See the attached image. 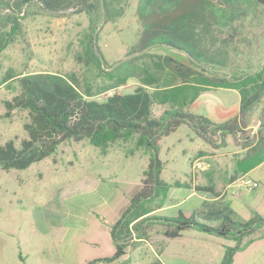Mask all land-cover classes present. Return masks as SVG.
Wrapping results in <instances>:
<instances>
[{
    "label": "rangeland",
    "instance_id": "1",
    "mask_svg": "<svg viewBox=\"0 0 264 264\" xmlns=\"http://www.w3.org/2000/svg\"><path fill=\"white\" fill-rule=\"evenodd\" d=\"M49 1L52 0H45ZM122 1L125 4L121 15L104 20L97 1L91 7L73 8L72 1L54 7L42 0H0V32H10L7 35L10 43L0 57V144L11 138L18 144L27 137L23 126L29 119L26 110H15L10 117H2L3 100L21 92L19 80L25 74L53 73L72 79L83 95L89 97L86 93L91 92L89 98L100 99L114 90L129 92L134 88L137 79L130 78L117 88L99 92L100 77L89 74L78 57L85 31L93 32L101 54L114 63L125 58L133 47H141L145 25L150 31L167 34L176 18L187 15L191 22L188 49L198 58H206L200 61L208 70L244 74L260 68L264 61V10L258 5L247 12L239 10L230 24H222L210 12L213 5L222 6V0H151L150 12L145 17L138 10L140 0ZM150 50L188 62L182 50L172 52L160 47ZM172 81L163 83L169 85ZM238 98L236 90L209 89L196 99L192 111L205 115L209 106L215 114L219 112L228 118L236 112ZM164 108L155 104L154 113L159 115ZM258 125L255 109L246 127L247 134L252 135ZM227 141L223 147H213L181 124L159 141L162 180L168 184L174 179L234 181L248 175L238 168L245 149L233 136ZM131 147L119 141L101 153L87 139H69L60 143L52 156L26 169L0 168V264H89L95 257L114 252L106 228L139 189L150 157V152L144 149L128 153ZM253 175L260 179L258 195L247 192L232 203L243 220L254 215L264 217L262 167L256 168ZM188 192V188L174 187L163 205L183 198ZM191 201L183 209L189 208ZM219 201L215 202L220 204ZM195 217L199 223L212 226L221 221L202 218L198 212ZM155 229L162 233L160 225H153L147 239L141 241L156 240ZM210 238L221 241L214 235ZM155 247L159 248L157 244ZM141 248L149 250L147 246ZM255 249L256 243L246 242L243 255L248 254L251 264H263L261 251L255 253ZM138 252L140 248L132 254ZM235 262L242 264L240 258Z\"/></svg>",
    "mask_w": 264,
    "mask_h": 264
},
{
    "label": "trees",
    "instance_id": "2",
    "mask_svg": "<svg viewBox=\"0 0 264 264\" xmlns=\"http://www.w3.org/2000/svg\"><path fill=\"white\" fill-rule=\"evenodd\" d=\"M72 1V7H91L100 2L104 20L119 17L124 9L122 0H52L46 5L64 4ZM151 0H140L139 12L142 17L150 12ZM222 6L213 5L212 15L222 24H230L239 10L247 12L253 5L264 10V0H222ZM59 7V8H60ZM244 13V12H243ZM14 30V26L12 27ZM141 47H133L125 56L114 63L101 54L95 43L93 32H83L81 51L78 57L89 74L100 77L99 92L117 88L130 78H136L134 88L127 91L114 90L102 98L83 95L72 79L53 73H29L23 75L19 84L21 92L11 99H4L5 112L10 117L15 110H26L29 119L24 123L27 137L18 144L13 138L0 144V168L23 170L29 165L52 156L60 143L66 140L87 139L89 144L106 153L109 147L119 141L132 147L128 153L144 149L150 152L147 168L140 179V187L129 198L122 214L110 226V239L114 252L107 257L92 259L89 264L111 262L124 255L133 238L147 239L153 225L163 228L166 237L180 236L187 229L232 239L233 245L225 247L219 264H231L233 255L243 246V238L264 226V217L254 215L238 220L233 211L226 208L221 221L212 226L199 223L193 216L180 212L175 217L153 214L163 207L170 184L162 180V159L159 157V141L178 126L186 125L201 139L213 147H223L227 138L233 136L245 153L238 162L239 171L246 173L264 162V61L260 68L251 72L217 73L208 70L188 49L191 29L190 17L182 15L173 22L170 33L150 31L145 25ZM93 31V30H92ZM0 32V57L10 43L7 35ZM188 36V37H187ZM140 45V44H139ZM182 50L188 62L165 52H151V48ZM200 57V56H199ZM203 59V61H200ZM173 80L169 85L163 82ZM88 87V84H87ZM234 89L239 94L238 110L224 121H214L201 113L191 110L192 104L201 93L213 88ZM164 105L161 114L154 113V105ZM257 109L259 125L256 131L247 134L252 113ZM199 188V187H198ZM201 188H199L200 190ZM152 264H162L156 259Z\"/></svg>",
    "mask_w": 264,
    "mask_h": 264
},
{
    "label": "crops",
    "instance_id": "3",
    "mask_svg": "<svg viewBox=\"0 0 264 264\" xmlns=\"http://www.w3.org/2000/svg\"><path fill=\"white\" fill-rule=\"evenodd\" d=\"M230 90H234V89H230ZM194 104H192L191 110ZM238 105H239V98L236 105L237 108L236 112L238 110ZM207 108L208 110L206 109L207 112L205 113V116L209 117L210 119L214 121H224L225 119H227L226 117L222 116L223 114H220L219 112H217L218 114H215V112L212 111V109H210L209 106ZM223 110H226V108L224 107ZM258 167H262L264 173V162H263L259 164L257 167L255 166L253 169L246 172L245 174L248 175H244V176L253 177L258 182L260 179L253 175L255 169ZM241 177H239L234 181L192 179L193 181L189 182L185 180L181 181L180 179H174L170 183L169 192H171L174 187L188 188L189 192L181 199H178L176 201L172 200L167 205L165 204L163 207L156 208L154 211H152V213L158 214L160 212L162 213L163 211H165L166 213L169 212L170 214L164 215V217H175L178 216L180 212H182L186 216H193L196 219L195 217L196 212H198V214H201L202 218L218 219L221 216L220 213L225 211L226 208H229L233 211V214L236 217V219L243 220L239 215L240 212L239 209L235 210V207L232 206V203L234 199H238L239 197H242L247 192L253 193L254 196L256 197L258 195V189L260 183L258 182L257 188L246 190L243 187H241L238 183V180ZM198 187L201 189L199 190ZM189 200H192L191 201L192 203H190L189 208L186 207L183 209L184 205L187 204ZM216 200H218L220 204H217V202H215ZM125 202H126L125 205L126 208L129 203V198L128 201L126 200ZM118 216L114 218V221L118 218ZM113 222H111L109 227L106 228L107 231L106 234L108 236L110 233V226ZM260 231L263 232L259 233V235H256ZM155 232H157L155 234L156 240L151 239L143 242L141 241V239L133 238L134 240H137V242L135 244H131L130 246H128L127 251L125 252L124 255L122 254L120 257L116 258L111 262H104V261H100V262L104 264H152L154 260L159 259L162 264H219L223 255L225 254V247L234 244V241L232 239L220 238L221 241H214L212 240V238H210V236L214 234L198 231V229L195 228L187 229L183 231L180 236L178 235L172 238L163 235L164 234L163 228H162V233L160 231H156V229ZM204 236L205 237L209 236V237H206L205 240H201V241L196 240L197 237L202 238ZM214 236L217 237V235ZM187 238L193 239L192 240L193 242H189V243L186 242L185 240ZM217 238L219 239V237ZM246 242H252V243L254 242L257 244V249H255L254 252L256 253L261 251L260 257H261V261H263L264 264V250H263L264 226L261 227L259 230H257L255 233H252L251 235H248L243 238V246L240 250L236 252V254L233 255L231 264H235L237 258H240V263L242 264H251V259L247 256L248 254L243 255L244 251L246 250ZM155 244H157L159 248H156ZM141 246H147L149 250L146 248H141ZM139 248H140V252L132 254L135 252V250ZM143 250H145L146 252L145 253L142 252ZM103 256H98V257H103Z\"/></svg>",
    "mask_w": 264,
    "mask_h": 264
},
{
    "label": "built area",
    "instance_id": "4",
    "mask_svg": "<svg viewBox=\"0 0 264 264\" xmlns=\"http://www.w3.org/2000/svg\"><path fill=\"white\" fill-rule=\"evenodd\" d=\"M238 183L241 187H243L246 190H251L253 188L258 187V182L255 178L250 177V176H242L239 180Z\"/></svg>",
    "mask_w": 264,
    "mask_h": 264
}]
</instances>
